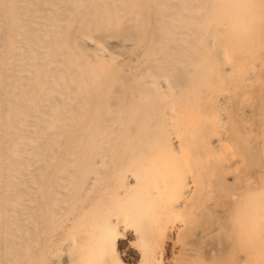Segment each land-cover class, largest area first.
Returning a JSON list of instances; mask_svg holds the SVG:
<instances>
[{
    "label": "bare ground",
    "instance_id": "obj_1",
    "mask_svg": "<svg viewBox=\"0 0 264 264\" xmlns=\"http://www.w3.org/2000/svg\"><path fill=\"white\" fill-rule=\"evenodd\" d=\"M263 155L264 0H0V264H124L128 233L159 264L203 210L234 264L218 198Z\"/></svg>",
    "mask_w": 264,
    "mask_h": 264
},
{
    "label": "rangeland",
    "instance_id": "obj_2",
    "mask_svg": "<svg viewBox=\"0 0 264 264\" xmlns=\"http://www.w3.org/2000/svg\"><path fill=\"white\" fill-rule=\"evenodd\" d=\"M222 110L225 115L229 114L227 105H224ZM234 161L236 162L234 167L231 168L230 172L232 174L230 175L234 174L238 182L218 198L217 211L218 213H223V211L227 212L228 209L234 207L235 221L232 224V231L235 236L234 241L236 242L234 244V256L236 258L234 264H243L247 263V261H250L249 264H264V233L258 232L261 226L264 227V181L255 183L256 180L261 179V173L258 172L261 169V165H264V155L258 162L250 163L247 159L238 161L237 158ZM189 166L191 167L189 171L190 176H192L190 180H194V170H197V167L192 165V163ZM213 179L214 175H212L211 180ZM222 189H225V187H222ZM237 201H240L239 203L242 204H237L236 206L235 203ZM216 217V212L203 210L201 212L195 211V218L193 219L178 218L177 222L175 220L174 225L180 231L170 233L169 237L164 239L165 242L161 244L162 248H160L161 245L156 246L159 243L158 234L152 235V262L154 263L153 259L156 255L162 254L160 255L161 263L159 264H198V262L202 264V261L204 264L209 263L210 259H214L213 256L227 245L224 235H219L213 239H206L201 243L198 242L199 236L214 225L215 220L210 223L209 221L216 219ZM237 238L238 240L236 241L235 239ZM119 244L118 251L122 262L124 264H136L138 259L137 253L141 254L142 245L139 240H135L128 233L127 239L120 240ZM157 247L162 252L158 253ZM189 247L193 249L199 248L198 250L201 252L199 256L201 255V258H197V256L192 254H185L187 252L184 249ZM214 261L222 264L220 257ZM214 261L212 260V263Z\"/></svg>",
    "mask_w": 264,
    "mask_h": 264
}]
</instances>
